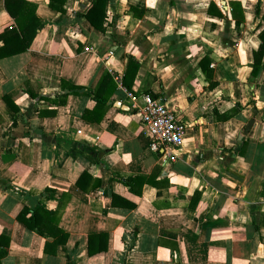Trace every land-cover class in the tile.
<instances>
[{
	"label": "crops",
	"instance_id": "crops-1",
	"mask_svg": "<svg viewBox=\"0 0 264 264\" xmlns=\"http://www.w3.org/2000/svg\"><path fill=\"white\" fill-rule=\"evenodd\" d=\"M65 1L23 0L42 28L0 60V264H264V0H106L98 29L94 0ZM15 26L0 0V34ZM123 89L180 116L179 149L151 152ZM154 170L139 197L123 185ZM43 201L68 236L54 255L17 220Z\"/></svg>",
	"mask_w": 264,
	"mask_h": 264
},
{
	"label": "trees",
	"instance_id": "trees-1",
	"mask_svg": "<svg viewBox=\"0 0 264 264\" xmlns=\"http://www.w3.org/2000/svg\"><path fill=\"white\" fill-rule=\"evenodd\" d=\"M8 1L5 0V7L7 12L14 18L15 20V28L10 29L6 32L0 34V60L13 57L19 54H22L28 51L31 40L33 39L34 35L42 28V24L39 22V19L35 15L36 7L32 4L27 2H23L21 10L18 14L14 13L11 9H9ZM106 0H94L91 3V8L87 12L85 18L87 21L95 28H97L94 24L93 17L96 16L97 12L101 9L103 10V4ZM66 1L65 0H49V8L52 11L58 13H65L64 6ZM233 13L236 12L238 8V4H232ZM98 29V28H97ZM30 35V37H29ZM264 45V35L261 36ZM263 48L258 51H255L254 54V66L255 72L253 75H257V72L261 68L262 63V55H263ZM63 89H67L68 94L64 95L66 99L69 95L77 94L82 89L77 86L68 85L63 83ZM32 98H35V95L30 93ZM96 106L93 109L96 113L98 111L107 108L109 100L103 98L96 94ZM90 115V113H88ZM86 116H83V120H86ZM88 121V120H86ZM102 121L101 115L96 120V123ZM90 122V121H89ZM157 170H154L153 173L149 176H130L124 178L123 185L128 188L130 193L139 197L141 196L142 189L145 185L156 186L154 183V179L156 178ZM45 200V199H44ZM45 201L41 202L40 205L35 208L34 210H30L24 208L18 215L17 220L23 224L29 231H33L37 233L41 237L45 238H52L53 242L51 244H46L45 246V253L46 254H55V250L58 246H62L67 242L68 236L64 234L61 230L58 229L56 220H55V212L48 211L44 208ZM114 201H112V206H114ZM130 208H134L131 206ZM107 240V236L100 235L91 238L90 240ZM89 240V244H90ZM9 245V240L5 237L0 238V261L7 255V249ZM106 249H96L91 250L89 248V255H94L96 253H103Z\"/></svg>",
	"mask_w": 264,
	"mask_h": 264
},
{
	"label": "built area",
	"instance_id": "built-area-1",
	"mask_svg": "<svg viewBox=\"0 0 264 264\" xmlns=\"http://www.w3.org/2000/svg\"><path fill=\"white\" fill-rule=\"evenodd\" d=\"M131 108H137L139 99L142 107L139 109L141 124L150 139V150L154 154L165 153L167 150H177L183 144L185 126L180 116L171 111L159 99L151 96L141 98L122 90Z\"/></svg>",
	"mask_w": 264,
	"mask_h": 264
},
{
	"label": "water",
	"instance_id": "water-1",
	"mask_svg": "<svg viewBox=\"0 0 264 264\" xmlns=\"http://www.w3.org/2000/svg\"><path fill=\"white\" fill-rule=\"evenodd\" d=\"M113 106L119 110L129 111V109L127 107L122 106L118 103H115ZM253 124H254V121L250 120L249 123L247 124V126L245 127L244 131H243V137H246L249 134V132L251 131V129L253 127Z\"/></svg>",
	"mask_w": 264,
	"mask_h": 264
}]
</instances>
